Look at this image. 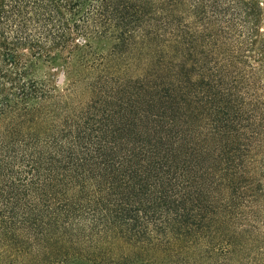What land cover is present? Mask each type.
I'll return each instance as SVG.
<instances>
[{"label":"trees","instance_id":"obj_1","mask_svg":"<svg viewBox=\"0 0 264 264\" xmlns=\"http://www.w3.org/2000/svg\"><path fill=\"white\" fill-rule=\"evenodd\" d=\"M263 6L0 0V264L242 254L233 219L258 193L264 95L236 67L264 48ZM104 42L108 61L93 49ZM134 53L147 57L137 77ZM72 67L67 96L46 88Z\"/></svg>","mask_w":264,"mask_h":264},{"label":"rangeland","instance_id":"obj_2","mask_svg":"<svg viewBox=\"0 0 264 264\" xmlns=\"http://www.w3.org/2000/svg\"><path fill=\"white\" fill-rule=\"evenodd\" d=\"M262 9L264 11V6ZM258 33L259 35L264 33V17L258 28ZM110 47V42L93 45V49H96L105 58V61H108ZM257 56L264 57V48L261 51L248 53L246 64H240L236 67L237 74H243L245 79L251 83L249 86L251 97L258 96V94L264 95V89L262 92L257 90L259 85L264 88V67L260 66V59ZM140 59H142V62H146L147 57L142 56ZM139 61V57L135 53L132 57L129 56L127 58V62L133 68L130 73L133 77L141 74L142 67L137 63ZM122 63L124 62L122 61ZM74 69L76 68L72 67L66 71L58 70L55 74V83L47 82L46 88L55 90L54 94L61 98L67 96V89L76 77ZM80 91L81 86L76 88L75 95H78L77 97H80ZM78 102L79 98L76 99L75 103L77 104ZM251 157L256 160V163L253 164V171L249 173L247 187L249 192L255 191L258 193L254 194L255 198L253 200L247 201L248 203L241 207L243 216L240 217V213L235 214L232 231H237L238 233L244 231L242 238L239 239L235 246V248L242 250V254H238L235 249L232 250L230 258L225 261L226 264H264V142L259 152ZM246 195L247 197L249 196V194Z\"/></svg>","mask_w":264,"mask_h":264}]
</instances>
